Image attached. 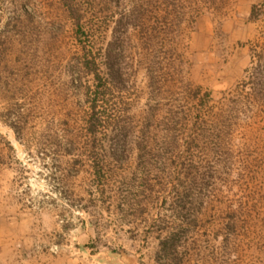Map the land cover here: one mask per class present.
Here are the masks:
<instances>
[{
	"label": "rangeland",
	"instance_id": "374dc122",
	"mask_svg": "<svg viewBox=\"0 0 264 264\" xmlns=\"http://www.w3.org/2000/svg\"><path fill=\"white\" fill-rule=\"evenodd\" d=\"M117 259L264 264V0H0V264Z\"/></svg>",
	"mask_w": 264,
	"mask_h": 264
},
{
	"label": "trees",
	"instance_id": "16d2710c",
	"mask_svg": "<svg viewBox=\"0 0 264 264\" xmlns=\"http://www.w3.org/2000/svg\"><path fill=\"white\" fill-rule=\"evenodd\" d=\"M253 16L255 17V8H254V10H253ZM101 85L99 84V85H97V89H96V91H95V94H96V98H95V100L97 101V98L99 97L98 95H99V93H100V91H101ZM91 109H92V111H93V114H92V116H91V118H90V120H89V123H88V129L90 130V132L92 133V134H96L97 133V131H98V127H99V125H100V121H99V118H97V102H95V103H93L92 104V106H91Z\"/></svg>",
	"mask_w": 264,
	"mask_h": 264
},
{
	"label": "crops",
	"instance_id": "0c3cea01",
	"mask_svg": "<svg viewBox=\"0 0 264 264\" xmlns=\"http://www.w3.org/2000/svg\"><path fill=\"white\" fill-rule=\"evenodd\" d=\"M78 255H81V254H78ZM85 256L88 257V254H86ZM97 257H99V255H97ZM122 257H123V255H122ZM90 264H104V263L100 262L99 260H93ZM115 264H137V263L131 262V260H129V259H124V260L117 259V261H115Z\"/></svg>",
	"mask_w": 264,
	"mask_h": 264
}]
</instances>
